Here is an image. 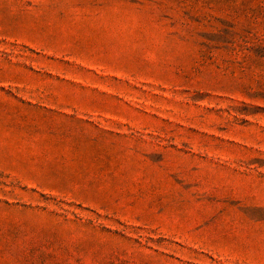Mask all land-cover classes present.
<instances>
[{"label":"rangeland","instance_id":"1","mask_svg":"<svg viewBox=\"0 0 264 264\" xmlns=\"http://www.w3.org/2000/svg\"><path fill=\"white\" fill-rule=\"evenodd\" d=\"M0 264H264V0H0Z\"/></svg>","mask_w":264,"mask_h":264}]
</instances>
